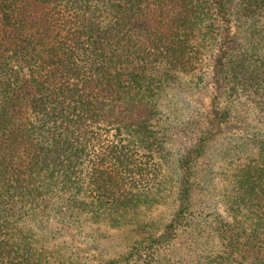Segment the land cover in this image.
I'll return each mask as SVG.
<instances>
[{
    "label": "trees",
    "instance_id": "trees-1",
    "mask_svg": "<svg viewBox=\"0 0 264 264\" xmlns=\"http://www.w3.org/2000/svg\"><path fill=\"white\" fill-rule=\"evenodd\" d=\"M208 79L176 149L167 100ZM247 103L251 152L198 218V164ZM170 192V219L139 218ZM87 222L130 231L99 264H264V0H0V264H90L61 239Z\"/></svg>",
    "mask_w": 264,
    "mask_h": 264
},
{
    "label": "rangeland",
    "instance_id": "rangeland-1",
    "mask_svg": "<svg viewBox=\"0 0 264 264\" xmlns=\"http://www.w3.org/2000/svg\"><path fill=\"white\" fill-rule=\"evenodd\" d=\"M206 72V76L209 77L208 71ZM206 84L205 87L203 84L201 85V90L194 89L189 93L175 89L167 100L169 112L171 111L170 114L175 117L172 137L175 141L173 147L176 149L186 152L196 144L214 95V89L209 79ZM237 115L240 118L232 120L222 133L208 143L206 152L198 164L199 183L207 182L205 189H201L200 185L194 192V207L197 210L198 218H201V215L209 216L217 211H223L224 200L229 192L228 182L234 167L236 164L238 165L240 156L244 159L243 155L251 152V149L245 147L244 144L248 141V135L257 131V118L252 105L249 103L240 105ZM238 143H240L239 148L236 147ZM229 144L231 146H227ZM168 174L172 175L171 169ZM166 195L169 196L165 197L164 194L161 203L149 209H141V213H138L139 218L142 220L157 219L161 222L170 219L175 210V203H172V192L166 193ZM84 226L85 233L92 234L91 237L83 236L81 238L77 230L71 229L63 231L61 239L70 243V246L67 245L69 248L79 250V253L88 257L85 259L90 264H99L101 259L109 258L122 251L126 236L130 233L128 229L107 227V225L96 226V224L88 222L84 223ZM185 234L178 239V242L179 244L184 242L185 246H188L189 241L186 240Z\"/></svg>",
    "mask_w": 264,
    "mask_h": 264
}]
</instances>
